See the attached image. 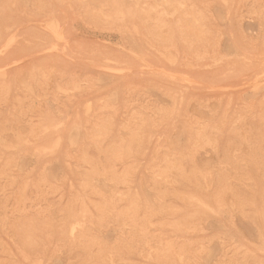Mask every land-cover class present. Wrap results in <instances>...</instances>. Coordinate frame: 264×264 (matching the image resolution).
<instances>
[{
	"label": "rangeland",
	"instance_id": "1",
	"mask_svg": "<svg viewBox=\"0 0 264 264\" xmlns=\"http://www.w3.org/2000/svg\"><path fill=\"white\" fill-rule=\"evenodd\" d=\"M0 264H264V0H0Z\"/></svg>",
	"mask_w": 264,
	"mask_h": 264
},
{
	"label": "bare ground",
	"instance_id": "2",
	"mask_svg": "<svg viewBox=\"0 0 264 264\" xmlns=\"http://www.w3.org/2000/svg\"><path fill=\"white\" fill-rule=\"evenodd\" d=\"M175 2V1H174ZM113 3V2H112ZM137 4V3H136ZM179 4V3H178ZM187 4V3H186ZM181 5V4H180ZM183 5V4H182ZM118 6V5H117ZM121 6V5H120ZM181 8H182V6H181ZM184 9V8H183ZM115 10V9H114ZM117 10V9H116ZM118 13H120L121 11H119V9H118V11H117ZM124 13V12H123ZM122 13V14H123ZM115 14V13H114ZM182 14V13H181ZM191 15V14H190ZM125 17V16H124ZM191 17V16H190ZM123 18V17H122ZM189 18V17H188ZM195 18V17H194ZM124 19V18H123ZM195 22H197L198 23V21H195ZM200 26V25H199ZM58 30H59V28H58ZM188 30H190V29H188ZM196 30H198V29H196ZM196 32V31H195ZM190 33H192L191 31H190ZM194 33V32H193ZM55 35V34H54ZM57 37H60V36H57ZM6 87V86H5ZM4 87V88H5ZM7 88V87H6ZM132 141V140H131ZM133 142H134V140H133ZM203 142V141H202ZM132 146V145H131ZM84 158H86V157H84ZM85 160V159H84ZM87 160V159H86ZM88 162V161H87ZM113 173V172H112ZM112 177V176H111ZM114 178V177H113ZM117 178V177H116ZM106 180H107V178H106ZM109 180V179H108ZM116 184V183H115ZM112 186H113V184H112ZM111 189V188H110ZM99 190H97V192H98ZM104 193H102V195H103ZM106 194V193H105ZM106 196V195H105ZM107 197V196H106ZM109 201V200H108ZM109 203H111V202H109ZM74 207V206H73ZM114 208H115V206H114ZM112 209V208H111ZM73 213V212H72ZM71 214V213H70ZM74 214H76V212L74 213ZM136 215V214H135ZM72 216V215H71ZM126 218V217H125ZM74 219H76V218H74ZM80 221H81V219H80ZM78 222V221H77Z\"/></svg>",
	"mask_w": 264,
	"mask_h": 264
}]
</instances>
